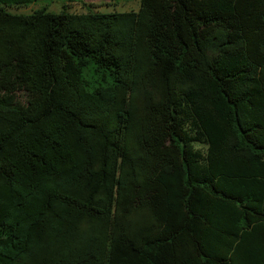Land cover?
Here are the masks:
<instances>
[{
  "label": "trees",
  "instance_id": "trees-1",
  "mask_svg": "<svg viewBox=\"0 0 264 264\" xmlns=\"http://www.w3.org/2000/svg\"><path fill=\"white\" fill-rule=\"evenodd\" d=\"M33 1L0 0V264H264V0Z\"/></svg>",
  "mask_w": 264,
  "mask_h": 264
},
{
  "label": "rangeland",
  "instance_id": "rangeland-1",
  "mask_svg": "<svg viewBox=\"0 0 264 264\" xmlns=\"http://www.w3.org/2000/svg\"><path fill=\"white\" fill-rule=\"evenodd\" d=\"M89 1H93L91 3L104 12L138 10L140 7V0H34L28 5L9 9L18 13H32L43 7L52 12H61L64 9L79 12L87 9L84 2L90 3Z\"/></svg>",
  "mask_w": 264,
  "mask_h": 264
},
{
  "label": "crops",
  "instance_id": "crops-1",
  "mask_svg": "<svg viewBox=\"0 0 264 264\" xmlns=\"http://www.w3.org/2000/svg\"><path fill=\"white\" fill-rule=\"evenodd\" d=\"M87 1H88V0H87ZM89 2H90V3L84 2V3H86L85 6L87 7V9H88V5H89V6H92V8L95 9V10H100V9H98L97 6L95 7V4L91 3V2H93V1H89ZM83 5H84V4H83ZM75 7H76V6H75ZM72 8H73V7H72ZM87 9H86V10H83V11H79V12L76 11V12H78V13L85 12V11H87ZM69 11H72V10H69ZM72 12H73V11H72Z\"/></svg>",
  "mask_w": 264,
  "mask_h": 264
}]
</instances>
